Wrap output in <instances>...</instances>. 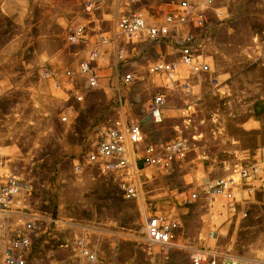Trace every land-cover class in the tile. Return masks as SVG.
I'll list each match as a JSON object with an SVG mask.
<instances>
[{"label": "rangeland", "instance_id": "obj_1", "mask_svg": "<svg viewBox=\"0 0 264 264\" xmlns=\"http://www.w3.org/2000/svg\"><path fill=\"white\" fill-rule=\"evenodd\" d=\"M125 1L103 0L86 13L79 0H0V149L8 155L10 169L31 190L37 187L46 195L42 184L50 182L51 210H62L71 190L83 187L80 175L85 170L77 173L73 165L115 113L139 120L145 141L174 136L188 141L177 165L135 171L134 196L124 197L116 184L112 195L124 203L125 213L115 222H99L95 231L80 232L68 226V216L58 213L45 233L47 240H32L26 264H85L73 240L62 236L67 227L72 238L86 240L98 264H192L189 254L206 245L227 248L228 259L217 264H264V0L214 1L206 18L205 58L214 79L207 73L192 77L185 65L176 63L171 76L189 79L187 88L146 69L157 58H176L175 46L164 41L138 42L122 59L114 55L122 43L113 31L114 17L128 7ZM166 1L143 0L144 14L160 16ZM78 21L85 23L89 43L68 44L64 34ZM96 30L107 34L110 42L94 62L96 85L82 90V99L76 101L65 89L69 84L56 86L41 72L74 65L95 40ZM128 70L134 77L125 83L121 75ZM73 82L81 87L79 78ZM155 93L163 94L160 122L147 114ZM253 163L257 169L245 181L252 188L239 185L234 211L224 207L220 196L208 206L189 197L192 190L200 194L203 184L215 177L235 176L238 167ZM72 180H79V185ZM94 193L103 195L100 189ZM25 197L21 187L10 209L24 211ZM153 212L178 217L175 245L145 244L143 216ZM11 213L0 230V252L18 220Z\"/></svg>", "mask_w": 264, "mask_h": 264}, {"label": "built area", "instance_id": "obj_2", "mask_svg": "<svg viewBox=\"0 0 264 264\" xmlns=\"http://www.w3.org/2000/svg\"><path fill=\"white\" fill-rule=\"evenodd\" d=\"M215 0H168L161 7L160 16L152 13L144 14L143 0H126L128 7L121 10L114 17L113 31L122 38V43L114 48V55L122 59L134 48L138 42L164 41L175 46V59L157 58L147 64L150 73H164L170 82L176 86L187 88L189 79L172 77L176 63L186 66L190 76L207 73L210 80V65L205 59L209 54V31L206 18ZM103 0H79L81 8L90 13L99 8ZM130 4H134L130 6ZM96 38L90 42L83 54L74 65L62 71L42 69L41 76L51 77L56 86L65 87L76 101L82 99V90H86L97 83L95 73V59L105 51L104 45L110 42L107 34L100 30L94 32ZM64 40L68 44L89 43L86 25L83 22L71 23ZM134 77L133 71L128 70L121 75L125 83ZM74 78L82 81L81 87L75 84ZM186 78V77H184ZM167 84V82L165 83ZM163 94H153L147 109V114L153 122L162 120ZM65 120V115L59 117ZM188 148V141L183 136L168 139H153L145 141L139 120L125 116L122 112L115 113L102 126L98 137L91 148L87 149L82 160L73 165L75 172L84 167L94 168L101 175L115 178L124 197H132L137 192L135 171L143 166H150L156 170H166L180 163ZM8 155L0 149V230L6 228V218L11 212L10 206L24 187V194H30V186L14 173L7 164ZM257 169L256 164L240 166L232 173L220 175L206 182L202 191L189 192L191 199H200L204 205L217 196L223 199L224 207L234 211L236 206L235 194L241 184H245L248 191L251 184L245 183ZM30 210V209H24ZM17 222L10 228V233L0 252V264H26V253L32 245V238L36 233L40 216L34 211L18 212ZM143 239L146 245L159 244L162 248L175 245L179 220L176 215L167 212H153L143 216ZM212 233V231H210ZM72 245L83 256L85 264H98V259L83 237H76ZM227 248L218 246H204L189 254L192 264H217L227 258Z\"/></svg>", "mask_w": 264, "mask_h": 264}, {"label": "crops", "instance_id": "obj_3", "mask_svg": "<svg viewBox=\"0 0 264 264\" xmlns=\"http://www.w3.org/2000/svg\"><path fill=\"white\" fill-rule=\"evenodd\" d=\"M87 169H91V167H84L80 171L81 173L85 170V172L80 175L82 178L81 185H83L81 188H83L82 190H84V192L81 193V188L79 192L71 190V196L63 200L66 204L62 207V210H51L49 208L53 199L52 195L50 197L47 194L48 190H50L49 181H45V183L42 184V186L44 185V188L47 189V191H45L46 195L44 192L42 194L37 192L38 188L35 187L31 190L30 195L28 194L27 197H25V204L28 207H24V209L30 210H11V214L13 215H18V212L34 211L40 216L41 220L38 222L37 230L32 240L34 239L35 242L38 241V244H41L45 239L47 240L48 237H46L45 233L48 231L50 223L56 219L58 213L63 212V214L68 216V226L79 227V231L81 230L80 232H87L90 230L95 231L97 228H95V225L99 222H115L114 220H117V218L125 213L124 203L119 204L115 194L112 195L117 184L115 178L109 175H101L98 172L96 174H89V172H86L88 171ZM75 183L79 185V180ZM96 189L102 191L103 195L101 198H98L95 195L94 191ZM106 192L110 193V195L107 196ZM8 219L9 218H6L5 221L6 226ZM56 235H59V233L56 232L53 234L55 238L57 237ZM62 236L69 238V240L71 239V241L74 240V238H72L73 233L71 234L69 227H67V231L62 232ZM91 245L92 247H95L94 244ZM164 255L166 256V254Z\"/></svg>", "mask_w": 264, "mask_h": 264}]
</instances>
